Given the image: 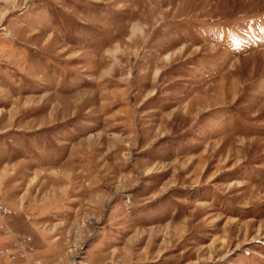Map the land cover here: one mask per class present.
<instances>
[{"label":"rangeland","instance_id":"1","mask_svg":"<svg viewBox=\"0 0 264 264\" xmlns=\"http://www.w3.org/2000/svg\"><path fill=\"white\" fill-rule=\"evenodd\" d=\"M0 264H264V0H0Z\"/></svg>","mask_w":264,"mask_h":264}]
</instances>
